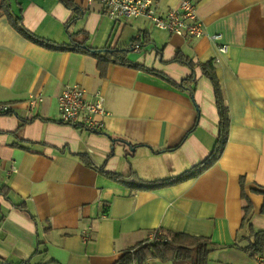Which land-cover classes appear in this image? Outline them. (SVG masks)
<instances>
[{"label":"crops","instance_id":"0c3cea01","mask_svg":"<svg viewBox=\"0 0 264 264\" xmlns=\"http://www.w3.org/2000/svg\"><path fill=\"white\" fill-rule=\"evenodd\" d=\"M158 1L161 11L179 2ZM193 1L204 35L192 39L142 18L114 21L98 1L71 0L70 9L60 0H9L12 16L46 41L130 48L126 58L147 68L109 63L103 76L94 56L36 44L0 12V104L11 110L0 114V263L115 264L159 230L209 237L215 249L206 264H264V241L257 255L243 250L253 232H264V0ZM178 52L195 65L196 80L186 83L192 94L162 77L191 74L171 61ZM208 61L229 115L218 159L155 189L107 177L100 168L147 181L173 177L209 155L218 111L200 69ZM68 84L102 93L100 130L58 121L57 95ZM31 95L41 100L30 104ZM242 193L251 203L247 224Z\"/></svg>","mask_w":264,"mask_h":264},{"label":"trees","instance_id":"16d2710c","mask_svg":"<svg viewBox=\"0 0 264 264\" xmlns=\"http://www.w3.org/2000/svg\"><path fill=\"white\" fill-rule=\"evenodd\" d=\"M66 7L74 9L71 0H60ZM9 0H1L0 2V12L5 13L12 22V25L26 38L32 42L44 46L53 50H74L90 54L95 57L97 61V68L99 70L100 76H103L106 71V67L109 63H119L124 65H129L139 69H147L144 65L134 63L126 58V53L130 48H116V47H106L103 49H95L87 46L83 43L71 41V44H57L51 41H46L35 35L34 33L28 31L21 23L20 17L12 16L10 12ZM139 43V40H133V44ZM172 62H177L186 65L190 68L191 74L186 78H182L180 82H175L166 76H162L167 79L173 85L180 87L181 89L188 90L191 94L193 89L186 85L187 82H194L196 80L195 65L190 60L189 57L181 52L176 53V55L171 60ZM200 69L202 75L205 76L213 89L214 103L218 111V130L216 141L212 151L209 155L199 162L198 164L192 166L188 170L182 172L181 174L173 177L156 179L152 181L140 179L136 173L130 172L129 174L122 175L118 173H109L104 171L102 168L100 170L109 178L130 187L135 190H148L155 189L159 187H165L180 183L184 180L193 178L206 170L211 166L219 157L224 143L227 140L228 128H229V115L227 106L224 104V99L222 95V90L220 82L216 77L214 66L212 62L208 61L200 64ZM0 114H11L9 109ZM81 158L86 162L87 165L92 166V162L86 155H81ZM1 192V190H0ZM264 196V190H259ZM242 198L245 200V205L243 207V217L242 224H247L248 218L251 212V203L242 193ZM264 209V203L263 207ZM153 238L146 241H141L136 243L134 246L125 250L115 264H131L132 261L137 260V262L144 264L153 260H160L164 263L170 264H206L208 261L209 254L215 249L214 244L211 242L209 237L205 236H195L187 235L181 232H172L163 234L161 231L156 230L153 232ZM252 241L243 250L251 255H257L262 252L264 232L258 231L252 233ZM155 237H160V241H156ZM2 264V263H0Z\"/></svg>","mask_w":264,"mask_h":264},{"label":"built area","instance_id":"2783aa9c","mask_svg":"<svg viewBox=\"0 0 264 264\" xmlns=\"http://www.w3.org/2000/svg\"><path fill=\"white\" fill-rule=\"evenodd\" d=\"M63 1V0H62ZM85 5L98 1L103 5L105 13L112 20L142 18L152 27L167 31L171 34L186 38H199L204 35V26L196 12V4L193 0H179L177 7L167 11H161L158 0H82ZM219 34L211 35L213 41L219 40ZM138 49L139 45H132ZM220 53H225L227 46L220 43L217 46ZM40 96L31 95L29 103ZM58 121L68 125H79L83 128L98 131L102 123L96 119L98 115L105 114L104 97L99 90L88 93L79 84L65 85L57 95ZM8 110L7 105L0 104V113ZM10 172H16L13 164ZM85 233V231H83ZM153 238V235L151 239ZM160 241V237H155ZM131 264H141L137 260Z\"/></svg>","mask_w":264,"mask_h":264}]
</instances>
